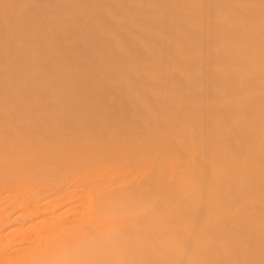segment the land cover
I'll return each instance as SVG.
<instances>
[{
    "label": "bare ground",
    "instance_id": "bare-ground-1",
    "mask_svg": "<svg viewBox=\"0 0 264 264\" xmlns=\"http://www.w3.org/2000/svg\"><path fill=\"white\" fill-rule=\"evenodd\" d=\"M0 264H264V0H0Z\"/></svg>",
    "mask_w": 264,
    "mask_h": 264
}]
</instances>
